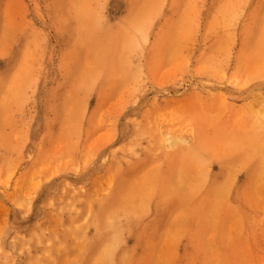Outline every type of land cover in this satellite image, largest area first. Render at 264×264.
I'll return each mask as SVG.
<instances>
[{"label":"rangeland","instance_id":"1","mask_svg":"<svg viewBox=\"0 0 264 264\" xmlns=\"http://www.w3.org/2000/svg\"><path fill=\"white\" fill-rule=\"evenodd\" d=\"M262 144L264 0H0V264H258Z\"/></svg>","mask_w":264,"mask_h":264},{"label":"bare ground","instance_id":"2","mask_svg":"<svg viewBox=\"0 0 264 264\" xmlns=\"http://www.w3.org/2000/svg\"><path fill=\"white\" fill-rule=\"evenodd\" d=\"M216 12H219V13H223V12H225V13H227V8H226V6L224 7V8H221L220 6H218V8L215 10ZM215 14V13H214ZM211 21H213V19H209V20H207V23L208 24H210L211 23ZM230 22V21H229ZM217 25H219V23H217ZM142 32V35L144 36V38H145V32H143V30H141ZM229 45V44H228ZM230 63V62H229ZM200 65V64H199ZM254 65V64H253ZM229 66V65H228ZM253 67V66H252ZM200 75H201V77L202 78H205V80H207V81H209V82H217V84L219 83V78L221 79V76L219 75V71L217 70V69H215V68H212V67H207V68H203V70L201 71V73H200ZM262 77V76H261ZM81 79H82V77H81ZM132 79H134V78H132ZM81 81V80H80ZM246 83H240V81L237 79V77L235 76V75H231L230 76V78H229V80H228V87H229V91H230V93H232L236 88H239V87H243L244 85H245ZM216 85V84H215ZM223 85V84H222ZM221 85V86H222ZM130 86V85H129ZM239 86V87H238ZM198 88V87H197ZM200 90V89H199ZM222 91V90H221ZM144 92V91H143ZM202 92V91H201ZM223 92V91H222ZM64 94V93H63ZM64 95H66V94H64ZM71 95V94H70ZM68 97H69V95H68ZM67 97V98H68ZM140 97V96H139ZM142 97V96H141ZM140 97V98H141ZM75 98H76V96L73 98V97H71V99H73V101L75 100ZM137 99H138V97H137ZM67 100V99H66ZM139 101H140V99H138ZM156 100H157V98H156ZM72 101V100H71ZM144 101V100H143ZM74 103H75V101H74ZM140 103V102H139ZM135 104V103H134ZM219 104V106H221L222 104H220V103H218ZM71 105V104H70ZM70 105H68L69 106V108H70ZM140 105V104H139ZM146 106V105H145ZM142 107V106H141ZM68 108V109H69ZM136 109V108H135ZM134 109V110H135ZM71 110V109H70ZM72 110H75L74 108H72ZM87 110V109H86ZM131 110V109H130ZM131 112V111H130ZM127 115V114H126ZM138 116V115H137ZM134 117V116H133ZM123 118H124V116H123ZM98 120V119H97ZM124 120V119H123ZM140 120V119H139ZM108 123V122H107ZM106 123V124H107ZM122 124V123H121ZM119 125V124H118ZM126 126L128 127V131L129 132H131V134H132V140H134V137H135V135H137V136H139V130H141V127H143L142 126V123L140 122V121H138V120H132V121H127V123H126ZM69 128H67L66 130H68ZM117 129V128H116ZM109 131V130H108ZM103 132V131H102ZM117 132V131H116ZM105 133V132H104ZM256 134V133H255ZM110 135V134H109ZM117 138V137H116ZM82 139V138H81ZM94 139V138H93ZM117 140V139H116ZM162 140V142H164V144H165V146L166 147H168V146H172V145H174L175 143H176V141L177 140H180V141H182L183 139L182 138H170V137H166L164 140L163 139H161ZM92 141V140H91ZM90 142V141H89ZM93 142V141H92ZM117 142V141H116ZM136 140L134 141V143L136 144ZM142 142V141H141ZM196 142V141H195ZM112 143V142H111ZM259 144H261V142L259 143ZM80 145V144H79ZM110 145V144H109ZM129 146V145H128ZM261 146V145H260ZM264 145L262 144V147H263ZM112 148V147H111ZM128 148V147H127ZM132 149H133V147H132ZM264 149V148H263ZM157 151V150H156ZM166 151V150H165ZM99 152V151H98ZM260 152H261V147H260ZM100 153V152H99ZM103 153V152H102ZM101 153V154H102ZM156 153V152H155ZM261 154H263V152L262 153H260V154H258V156H260ZM97 155V154H96ZM100 155V154H99ZM254 154H252V156H253ZM103 156V155H102ZM252 156H251V158H252ZM254 157V156H253ZM256 158V157H255ZM97 159V158H96ZM102 159V158H101ZM247 160V159H246ZM253 160V159H252ZM251 160V161H252ZM107 161V160H106ZM106 161H105V163H106ZM95 162V161H94ZM97 162V161H96ZM253 163V162H252ZM252 163H251V166H252ZM100 164V163H99ZM98 165V164H97ZM246 165V164H245ZM104 166V165H103ZM88 170V169H87ZM85 173V172H84ZM92 173V172H91ZM201 174L203 173V172H200ZM200 173H199V175H200ZM232 173V172H231ZM156 173H154V175H155ZM182 174V173H181ZM204 174V173H203ZM137 176V175H136ZM141 176H142V174H141ZM144 176H145V174H144ZM157 175H155V177H156ZM159 176V175H158ZM202 176H205L206 177V175L204 174V175H202ZM201 176V177H202ZM74 177V176H73ZM84 177V176H83ZM139 177H140V175H139ZM150 177H152L153 178V176H150ZM227 177V176H226ZM261 177H262V174L261 173H256L254 176L252 175V173L251 174H248V177L246 176V178H247V180L248 181H252V183L254 184V187L252 186V189L254 190V196L255 197H257V198H259L260 196H262L263 197V193H261V190L260 189H258V187H257V183H258V181L261 179ZM77 178V177H76ZM79 178V177H78ZM141 178V177H140ZM203 178V177H202ZM201 178V179H202ZM209 178V177H208ZM207 178V179H208ZM38 179V178H37ZM132 179H134V178H131V180ZM154 179V178H153ZM225 179H227V181L229 180L228 178H225ZM224 179V180H225ZM232 179V178H231ZM223 180V181H224ZM134 181L135 180H133V185H134ZM155 181V180H154ZM235 181V180H234ZM67 182V181H66ZM131 182V181H130ZM137 182V181H136ZM158 182V181H157ZM207 182V181H206ZM231 182H232V180H231ZM230 182V183H231ZM51 183H53V182H51ZM68 183V182H67ZM137 183H139V182H137ZM151 183V182H150ZM153 183H156V182H152V184ZM202 183H204L203 182V179H202ZM225 183H229V182H226L225 181ZM224 183V184H225ZM46 184V183H45ZM74 184V183H73ZM131 184V183H130ZM236 184V183H235ZM47 185V184H46ZM132 185V184H131ZM139 185H141V184H139ZM151 185V184H150ZM149 185V186H150ZM205 185V184H204ZM231 184H229V186H230ZM50 186V185H49ZM128 187H129V183H128V185H127ZM137 186V185H136ZM222 186V185H221ZM228 186V185H227ZM229 186H228V188H229ZM232 186V185H231ZM230 186V187H231ZM262 186V185H261ZM47 187H48V185H47ZM135 187V186H134ZM140 187V186H139ZM139 187H135L136 189L137 188H139ZM208 187V186H207ZM141 188V187H140ZM217 188V187H216ZM232 188V187H231ZM236 188V187H235ZM131 189H132V187H131ZM135 189V190H136ZM206 189V188H205ZM57 190V189H56ZM129 190V193H131V190L130 189H128ZM128 190H126V193L124 194V195H130V194H127V191ZM138 190V189H137ZM136 190V191H137ZM143 190V189H142ZM213 190V189H212ZM217 190V189H216ZM227 190V189H226ZM225 190V191H226ZM146 191V190H145ZM144 190H143V192H145ZM220 191V190H219ZM46 192V191H45ZM133 192V191H132ZM135 192V191H134ZM133 192V193H134ZM138 192H140L139 190H138ZM236 192V191H235ZM48 193V192H47ZM132 193V194H133ZM221 193H223L222 191H221ZM220 193V194H221ZM134 194H138L137 192H135ZM157 193H155V195H156ZM177 194H179V193H177ZM176 194V195H177ZM180 194H181V191H180ZM219 194V195H220ZM226 194V193H225ZM239 194V193H238ZM240 194H241V192H240ZM214 195V194H213ZM223 195H224V193H223ZM154 196V195H153ZM182 196V195H181ZM132 197V196H131ZM155 197V196H154ZM157 197V196H156ZM206 197H208V196H206ZM240 197V196H239ZM181 198V197H180ZM214 198V197H213ZM152 199V198H151ZM154 199V198H153ZM152 199V200H153ZM208 199H210L209 197H208ZM212 199V198H211ZM219 199H221V198H219ZM235 199V198H234ZM144 200V199H143ZM207 200V199H206ZM233 200V199H232ZM240 201H241V199H239ZM255 200H256V198H255ZM131 201H132V199H131ZM147 201V200H146ZM209 202H210V200H208ZM154 202H155V199H154ZM158 202H160V201H158ZM157 202V203H158ZM168 202V201H167ZM183 202H184V200H183ZM152 203V202H151ZM226 203H227V201H226ZM239 203H241V202H238V204ZM154 206H155V204L154 203H152ZM219 203H217V205H218ZM242 204V203H241ZM130 205V204H129ZM132 205V204H131ZM159 205H161V204H159ZM169 205L170 204H168V207H169ZM203 205V204H202ZM222 204H220V206H221ZM244 205V204H243ZM249 205V204H248ZM103 206V205H102ZM158 206V205H157ZM190 206V205H189ZM192 206V205H191ZM195 206H197V205H195ZM226 206V205H225ZM223 207H224V205H223ZM222 207V208H223ZM244 207V206H243ZM247 207V206H246ZM117 208H119V207H116V210H117ZM142 208V207H141ZM147 208V207H146ZM155 208V207H154ZM158 208V207H157ZM156 208V209H157ZM263 208V207H262ZM120 209V208H119ZM223 209H225V207L223 208ZM236 209H238V208H236ZM123 210V209H122ZM242 210V209H241ZM239 211V210H238ZM245 211V210H244ZM143 211H141V213H142ZM159 212V211H158ZM157 213V212H156ZM258 213V212H257ZM154 214V213H153ZM214 215V214H213ZM244 215V214H243ZM246 215V214H245ZM250 215V214H249ZM149 216V215H148ZM238 217H240V216H238ZM246 218V217H245ZM144 219V218H143ZM121 220V219H120ZM142 220V219H141ZM243 220V219H242ZM255 220V219H254ZM80 223V222H79ZM78 223V224H79ZM109 224H111L110 222H108ZM256 223V222H255ZM76 225V224H75ZM97 225V224H96ZM107 225V224H106ZM142 226H144V225H142ZM137 227V226H136ZM134 228V227H133ZM136 229V228H135ZM110 231H111V229H110ZM119 231V230H118ZM117 232V231H116ZM131 232V231H130ZM134 233V232H133ZM79 234V233H78ZM124 234V233H123ZM122 234V235H123ZM130 234V233H129ZM128 234V235H129ZM73 235H75V234H73ZM132 235V234H131ZM111 236H113V234L111 235ZM124 236V235H123ZM133 236V235H132ZM123 240H124V238H122ZM138 240V239H137ZM86 242H84V244H85ZM107 244V243H106ZM104 245V244H103ZM103 245H102V247H103ZM85 246V245H84ZM105 248V247H104ZM103 248V249H104ZM118 249V248H117ZM209 252V253H208ZM216 252V251H215ZM255 252V251H254ZM79 253V252H78ZM78 253H77V255H78ZM262 253V252H261ZM100 254V253H99ZM212 254H214V252H212V251H207V255H206V257H205V262H204V264H230V262H228L227 261V259H225V258H221V259H209L210 257H212L211 255ZM96 256V255H95ZM263 256V255H262ZM98 257V256H97ZM100 257H102L101 255H100ZM99 257V258H100ZM78 258V257H77ZM95 258V257H94ZM98 258V259H99ZM94 262V261H93ZM6 264V263H5ZM233 264V263H232ZM258 264H264V260L263 259H261V260H259V263Z\"/></svg>","mask_w":264,"mask_h":264}]
</instances>
